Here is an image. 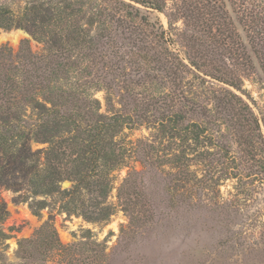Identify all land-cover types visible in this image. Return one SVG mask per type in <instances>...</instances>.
Instances as JSON below:
<instances>
[{
  "label": "rangeland",
  "instance_id": "374dc122",
  "mask_svg": "<svg viewBox=\"0 0 264 264\" xmlns=\"http://www.w3.org/2000/svg\"><path fill=\"white\" fill-rule=\"evenodd\" d=\"M35 1L80 9L96 48L75 50L67 67L90 85L98 112L128 114L140 124L112 139L125 162L110 173L114 212L106 222L62 211L57 195L34 214L31 198L18 201L24 189L1 188L0 264L41 263L37 253L21 258L17 242L47 220L62 244L102 242L106 264H264V0H149L160 9L130 0L147 27L124 17L120 0H0V6L18 15ZM22 40L41 51L25 29L0 27V45L15 51ZM95 82L110 88L96 89ZM174 112L181 128L205 126L201 146L192 150V138H169L153 124ZM130 173L134 183L126 190L140 205L124 210L116 194ZM71 185L60 182L61 189Z\"/></svg>",
  "mask_w": 264,
  "mask_h": 264
},
{
  "label": "trees",
  "instance_id": "16d2710c",
  "mask_svg": "<svg viewBox=\"0 0 264 264\" xmlns=\"http://www.w3.org/2000/svg\"><path fill=\"white\" fill-rule=\"evenodd\" d=\"M131 1L160 9L149 0ZM131 1L120 0L123 16L138 19L147 27L148 21L139 16V6ZM59 3L35 1L18 15L0 6V27L23 28L42 45L37 53L30 50L28 40H22L15 51L0 45V189H24L27 195H18V201L31 198L29 207L34 214L48 206L46 197L57 195L62 211L88 222H106L114 212V205L107 201L112 189L110 173L125 162L112 139L124 126L140 123L128 114L98 112L100 103L88 91L90 85L78 76L80 71L67 67L75 50L96 47L88 38L87 26L81 24L80 9L69 10ZM91 20L88 25L96 22ZM95 84L96 89L110 88ZM180 120V113L174 112L153 124L169 138H192L191 149L195 150L205 142L206 128L197 122L181 128ZM31 142L44 146L32 149ZM133 176L128 174L117 188L116 197L124 210L140 205L133 192L128 195L126 190L134 183ZM63 180L72 185L61 189ZM39 195L45 198L36 199ZM5 215L0 201V223ZM5 238L0 230V242ZM17 244L21 258L37 259V253L39 264H106L107 259L104 244L91 238L62 244L48 220ZM53 253H57L55 260L51 259Z\"/></svg>",
  "mask_w": 264,
  "mask_h": 264
}]
</instances>
